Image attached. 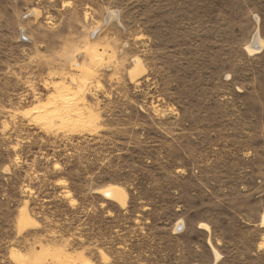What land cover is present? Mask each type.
Listing matches in <instances>:
<instances>
[{
  "label": "rangeland",
  "instance_id": "obj_1",
  "mask_svg": "<svg viewBox=\"0 0 264 264\" xmlns=\"http://www.w3.org/2000/svg\"><path fill=\"white\" fill-rule=\"evenodd\" d=\"M0 264H264V0H0Z\"/></svg>",
  "mask_w": 264,
  "mask_h": 264
},
{
  "label": "bare ground",
  "instance_id": "obj_2",
  "mask_svg": "<svg viewBox=\"0 0 264 264\" xmlns=\"http://www.w3.org/2000/svg\"><path fill=\"white\" fill-rule=\"evenodd\" d=\"M254 43L257 45V46H261L262 44L260 43V41L257 39V36H254ZM57 110V109H56ZM110 191L109 192H106L107 195L110 197L112 196L113 199H117V200H121V192H119L118 189H115V188H112V189H109ZM107 196V197H108Z\"/></svg>",
  "mask_w": 264,
  "mask_h": 264
},
{
  "label": "water",
  "instance_id": "obj_3",
  "mask_svg": "<svg viewBox=\"0 0 264 264\" xmlns=\"http://www.w3.org/2000/svg\"><path fill=\"white\" fill-rule=\"evenodd\" d=\"M253 47H256V44L255 43H253Z\"/></svg>",
  "mask_w": 264,
  "mask_h": 264
}]
</instances>
